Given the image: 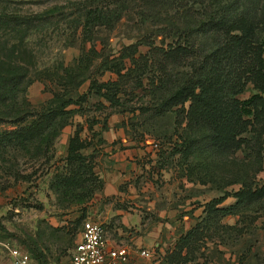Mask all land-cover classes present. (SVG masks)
Listing matches in <instances>:
<instances>
[{
  "label": "rangeland",
  "instance_id": "obj_1",
  "mask_svg": "<svg viewBox=\"0 0 264 264\" xmlns=\"http://www.w3.org/2000/svg\"><path fill=\"white\" fill-rule=\"evenodd\" d=\"M182 1L186 3L185 11L175 13L171 10L159 14L154 11V14L151 7L156 8L158 0H0V21L5 20L8 24L0 23V54L6 55L7 59L1 58L28 68V76L18 89V106L27 108L32 114L46 106L55 92H67L73 99L92 92L81 105L66 107L70 113L63 117L65 125L61 130L58 128L60 121L55 125L58 131L49 153H38L37 145L29 150L20 149L17 145H7L4 149L0 146V264L8 259L6 245L29 251L36 264H41L42 260L46 264L69 263L81 222L88 217L89 207L93 206L95 194L99 191L80 202L66 198L54 189V175L63 166L69 137L76 129L81 130V137L91 146L83 150L84 154L93 150L95 158L102 151L103 146L100 145L105 141L103 132L109 127L120 131V138L130 140L133 146L144 151L142 162L148 167L147 174L144 179H137V183L147 188L144 193L149 197V203H144V208L139 209L141 213L137 214L143 220L148 218L150 225L156 226L160 222L164 226L168 219L157 215L155 210L160 208L170 213L168 209L180 205V222L183 221L187 228L198 224L199 233L188 246L190 252L183 264L211 263L212 258L220 253L217 245L227 247L233 255L232 261L227 264H264V200L255 205L234 206L233 213L218 218L205 217L201 208L213 198L237 191L239 180L249 182L254 176L255 164L249 149L241 147L227 155H216L202 151L204 145L199 142V148L196 150L195 147L194 153L186 159L177 136L184 134V130L186 133L191 130L182 125L174 132L171 113L153 117L149 111L140 112L139 106H149L145 103L150 97L139 88L132 91L130 78L123 87L127 92H135V96L126 102V107L110 106L93 90L89 91L93 81L100 83L116 79V74L101 67L104 55L116 57L123 47L134 45L141 38L146 41L151 38L155 45H160L162 40L169 42L174 34L169 23L180 22L183 26L187 23V27H194L191 40L199 48H208L213 43L214 34L198 28L211 12H220L224 5L232 4L235 11L252 6L253 12L259 13L262 9L264 13V0ZM119 3L130 4L133 10L126 15L122 11L124 16L115 21L112 18L116 13L111 10ZM95 8L102 10L104 15L110 14L112 26L108 28L94 23L88 28L90 32H85L84 20L80 16L86 9L94 11ZM4 14L47 16L42 18L45 23L35 19L19 27L15 21L4 19ZM146 14L147 19H143ZM254 16V21L261 28L258 22L261 14H250L251 18ZM163 28L170 33L165 29L162 32ZM261 29L258 35L264 47V28ZM148 49V45L138 46L136 56ZM262 56L264 60V53ZM125 61L128 66L129 60ZM63 71L72 75L68 87L51 82L55 72L62 74ZM147 74L150 77V73ZM146 82L145 79L144 85ZM257 92L252 83H248L237 97L247 99ZM9 109L0 106V138L19 126L13 121L16 114ZM262 139L259 159L262 170L255 174L254 181L264 185V136ZM255 163L258 164V161L255 160ZM107 201V197L101 198L98 206ZM234 202L235 198L229 196L219 206H230ZM119 204L125 205V208L133 207L126 202L118 203L116 199L114 207ZM225 217H232L233 224L223 223ZM177 260L172 261L181 264V260ZM219 261L222 262V259Z\"/></svg>",
  "mask_w": 264,
  "mask_h": 264
},
{
  "label": "trees",
  "instance_id": "obj_2",
  "mask_svg": "<svg viewBox=\"0 0 264 264\" xmlns=\"http://www.w3.org/2000/svg\"><path fill=\"white\" fill-rule=\"evenodd\" d=\"M185 5L182 0H158L155 3L156 8L151 7V10L156 14L171 10L178 13L185 11ZM251 7L244 6L235 11L232 4H228L220 12H211L198 28L205 29V33L214 34L213 43L208 48H199L191 40L194 27H187V23L183 26L180 22H173L168 24L170 29H174L173 38L169 42L164 43L162 40L160 45H155L150 37L149 41L141 38L134 45L123 47L116 57L109 58V55H104L101 67L116 74V79L100 83L93 81L89 91L93 90L95 95L104 98L110 106L126 107V102L135 96L132 91L141 89L150 99L145 103L149 106H139L140 112L149 111L153 117L171 113L174 132L182 125L191 130L186 133L182 127L184 134L177 136L181 140L180 148H183L186 159L194 153L195 147L196 150L199 148V142L204 145L202 151L216 155H227L244 147L253 156L255 165L252 175L255 176L262 170L259 159L264 136V47L258 35L261 28H264V13L261 12L262 9H259V13L253 12ZM132 10L130 4L119 3L111 10L116 13L112 20L118 21L124 16L122 11L126 15ZM101 12L102 10L95 8L94 11L86 9L81 14L85 32H90L88 28L94 23L108 28L112 26L110 14L104 15ZM250 14H261L258 17L261 28L254 21L255 16L251 18ZM43 16L47 15L36 14L29 17L4 14L3 18H8V22L15 21L21 27L35 19L45 23ZM146 16L148 14L143 19H147ZM4 22L6 23L5 20L0 21ZM164 29L170 33L166 28L162 32ZM142 44L148 45L149 49L136 56L137 47ZM1 57L7 59V56L0 54V106L10 108L8 111L16 114L13 121L19 123V126L0 138V146L4 149L7 145H17L20 149L29 150L37 145L38 153H49L58 131L55 125L60 121L58 128L61 130L65 125L63 117L70 113L66 107L81 105L92 92H86L76 99L67 92H55L46 106L29 114L27 108L18 106L16 100L18 89L28 76V68ZM125 59L129 60L128 66ZM66 73L55 72L51 82L60 87H68L72 75ZM147 73H150V77ZM129 78L132 80L133 90L127 92L123 85ZM145 79L147 82L144 85ZM248 83H252L258 92L241 100L237 96L243 93ZM80 131L76 129L69 137L63 166L55 173L53 183L54 189L62 196L79 202L91 198L103 185L94 171V152H83L90 144L81 137ZM254 176L249 182L239 180L240 187L237 191L204 203L205 217H223L233 213L234 206L261 203L264 200V185L256 183ZM229 196L234 197L235 202L230 206H219ZM198 233L199 226L195 224L180 235L174 250L166 256L167 264H174L172 260L176 258L181 260V264L186 262V256L190 252L188 246ZM41 264H46L45 260Z\"/></svg>",
  "mask_w": 264,
  "mask_h": 264
},
{
  "label": "crops",
  "instance_id": "obj_3",
  "mask_svg": "<svg viewBox=\"0 0 264 264\" xmlns=\"http://www.w3.org/2000/svg\"><path fill=\"white\" fill-rule=\"evenodd\" d=\"M120 134L121 132L113 127H109L107 131L103 132L105 141L100 145L103 146L102 151H100L98 157H95L94 168L103 185L101 191L95 194L94 204L89 207L87 218L103 224L107 248L120 245H125L129 248L131 254L130 264H158L160 261L167 264L166 256L174 250L179 236L194 224L187 228L183 221L180 222L178 216L180 205L177 208L171 207L170 210L168 209L170 213L160 208L155 210L157 215L168 219L164 226L160 222L156 226L150 225L148 218L143 220L137 214V212L141 213L139 209L144 208V203H149V197L144 193L147 188L137 183V179L142 180L145 178L148 167L142 162L144 151L133 146L130 140L123 137L120 138ZM120 146H124V148ZM92 151L87 153L90 154ZM106 197L108 201L103 203L101 207L98 206L101 204V198ZM116 199L118 203L126 202L130 205L133 204V207L128 206L125 208V205L122 204L114 207ZM146 207L149 209L148 206ZM201 208L203 210V205ZM127 210H133L135 213ZM111 218L115 219L112 220ZM185 218L184 216L183 219ZM232 220V217H225L223 223L231 225L233 224ZM108 224L113 225L108 227L106 226ZM78 240L79 234L77 233L75 242ZM213 244L212 242L211 245L213 246ZM217 247L220 250L219 259H222V262L219 261L217 256L212 258V262L209 264H227V262L232 261L233 255L227 251V247L221 245H217ZM140 249L148 250L151 256L142 258L138 254ZM184 253L185 250L182 251V254Z\"/></svg>",
  "mask_w": 264,
  "mask_h": 264
},
{
  "label": "built area",
  "instance_id": "obj_4",
  "mask_svg": "<svg viewBox=\"0 0 264 264\" xmlns=\"http://www.w3.org/2000/svg\"><path fill=\"white\" fill-rule=\"evenodd\" d=\"M68 264H130V250L125 245L107 248L103 224L91 218L81 222ZM8 259L4 264H36L31 254L19 247L6 245ZM139 256L149 258L148 250H138Z\"/></svg>",
  "mask_w": 264,
  "mask_h": 264
}]
</instances>
